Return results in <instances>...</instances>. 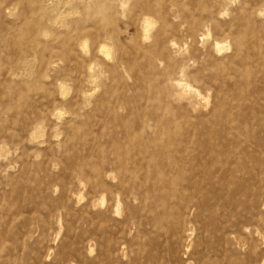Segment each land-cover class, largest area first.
<instances>
[{
    "label": "rangeland",
    "instance_id": "374dc122",
    "mask_svg": "<svg viewBox=\"0 0 264 264\" xmlns=\"http://www.w3.org/2000/svg\"><path fill=\"white\" fill-rule=\"evenodd\" d=\"M44 2L0 0V264H264L263 103L226 179L171 180L142 124L231 148L212 115L264 90V0H73L65 23Z\"/></svg>",
    "mask_w": 264,
    "mask_h": 264
},
{
    "label": "bare ground",
    "instance_id": "6f19581e",
    "mask_svg": "<svg viewBox=\"0 0 264 264\" xmlns=\"http://www.w3.org/2000/svg\"><path fill=\"white\" fill-rule=\"evenodd\" d=\"M45 4L48 2L52 4L55 3L59 4L58 6L60 7V13L57 15L55 18L56 22H61L65 12H67L68 16H73L75 15L78 11L77 9L73 6V0H45ZM77 1H85V0H77ZM121 3H124L126 0H118ZM65 15V17L67 16ZM147 21V20H146ZM152 21L148 19L147 23L148 26L147 28L144 26L145 30V37H149L150 35L148 32L150 31V23ZM62 23H65V21H62ZM86 44V42H85ZM84 44V45H85ZM108 46H104V53L106 55H111L112 53V47L109 46V43H106ZM26 64L31 63V59L25 60ZM180 71L182 74V77L180 82L184 80V68L183 65L180 66ZM257 94L256 101L250 102L247 101L246 104V112L241 113L239 110H232V108L229 109V106L224 107L226 109L225 115L222 117L217 118V115H212L215 119L216 127L213 128L214 130L211 131V134L214 135L211 138L215 139H220L222 136V133L224 131L227 132V134H230L231 136H234L235 139H231L230 143H225L226 145L224 147L230 146L231 148L234 146H237L239 150L237 152H232L231 148L224 149L221 147L219 143H217L213 139H209L206 137V135L201 138V143L200 144L203 149L199 150L200 154L196 153L194 154V151L190 146L188 145V141L191 138V134L187 133L184 134V132H175L172 129H169L166 125V120L160 121L159 119H154L150 120L149 122H143V127L145 129L149 128L154 131L157 130L159 127L160 130H162V134L168 137V141L166 142L165 146H167L166 149H164V152H160L158 154V159H162L161 162L159 163H164L166 162L163 167L166 170V174L170 176L171 180H176V181H188L187 179H190L188 172L186 171V166L187 164H191L193 166H199V165H208V175H215L216 178L218 179H226L229 177H235L236 173L241 172L240 170H237L236 166L234 164H243L244 162L247 161H253L254 157V144H255V138H254V133L250 130V126L254 124L258 119H257V113H259L260 107L263 103L264 106V90L260 89L259 91H255ZM222 106V105H221ZM245 108V107H244ZM232 111L234 113H232ZM244 111V110H242ZM230 114H233L234 116L228 117ZM219 121V122H218ZM218 122V123H217ZM220 123V126L218 125ZM138 129V126H137ZM240 134L241 136H244V140L238 142L236 140V136ZM157 134H153L152 136H156ZM178 135V136H177ZM236 135V136H235ZM178 138H177V137ZM223 139V138H222ZM129 140L127 147H129L130 144H134V149L137 150L140 154L139 156H134L130 155L129 149H126L124 152L125 158H135L136 160L140 159H145L143 157H140L142 155L141 151L143 152L144 150V140L142 137L139 135L132 136L130 133L125 135V141L127 142ZM213 140V141H212ZM124 141V142H125ZM191 143V141L189 142ZM208 147L206 148V146ZM166 150V151H165ZM224 157L225 161L220 160V156ZM164 159V160H163ZM231 165H234V167L231 169ZM264 167V166H262ZM214 168V173L213 169ZM264 170V168H263ZM253 172V171H252ZM264 173V171H263ZM243 174L246 175V173L243 172ZM248 177H251V175H254V173L248 172ZM168 176V177H169ZM206 176V175H205Z\"/></svg>",
    "mask_w": 264,
    "mask_h": 264
}]
</instances>
